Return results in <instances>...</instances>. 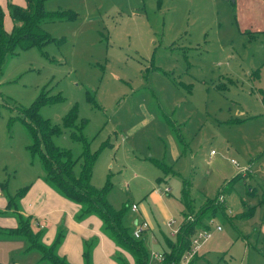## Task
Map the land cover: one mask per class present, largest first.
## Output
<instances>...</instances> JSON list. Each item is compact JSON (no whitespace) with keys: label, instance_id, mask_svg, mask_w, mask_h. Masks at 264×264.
Masks as SVG:
<instances>
[{"label":"rangeland","instance_id":"374dc122","mask_svg":"<svg viewBox=\"0 0 264 264\" xmlns=\"http://www.w3.org/2000/svg\"><path fill=\"white\" fill-rule=\"evenodd\" d=\"M9 2L25 0H0L11 29ZM46 8L66 15L44 23L54 39L20 50L0 78L3 224H18L4 212L8 194L44 174L28 148L26 109L46 87L63 96L40 108L63 128L54 143L74 157L83 151L63 126L77 107L91 149L99 150L93 184L111 182L116 208L139 203L136 212L128 208L131 227L148 219V209L155 225L145 233L150 251L161 248L162 232L177 237L166 224L170 216L179 224L223 194V206L201 219L213 235L200 250L205 258L192 264H264V0H47ZM107 140L113 144L104 146ZM185 177L196 207L182 214ZM157 186L170 187L161 200L152 194ZM82 223L101 227L94 214ZM100 242L101 264H110L116 251L109 240ZM27 245L23 238L0 239V264H47Z\"/></svg>","mask_w":264,"mask_h":264},{"label":"trees","instance_id":"16d2710c","mask_svg":"<svg viewBox=\"0 0 264 264\" xmlns=\"http://www.w3.org/2000/svg\"><path fill=\"white\" fill-rule=\"evenodd\" d=\"M25 4L9 2V9L14 20L11 29L5 26V10L0 7V78L3 75L10 58L20 50L32 46H44L54 37L46 31L44 23L51 19L66 16L62 11H53L46 8L47 0H25ZM49 89L44 88L33 104L26 110L31 116L26 121L32 141L28 145L32 155L39 156L44 168L43 178L52 185L58 192L69 199L80 204L75 218L80 221L90 215H97L102 220V231L107 234L118 246L114 259L118 264H150V251L146 246L145 235L135 237L134 228L126 222L128 208L131 205L125 204L116 208L109 200L111 182L103 187H98L92 182L94 164L98 157L99 150H92L89 139L84 135L83 128L87 119L80 118L78 108L73 107L63 118V126L72 129V136L83 143V151L78 157H74L71 150L62 148L54 143L53 136L63 132L59 125H53L50 119L40 114V108L46 103L61 100V94L49 95ZM180 138L182 133L174 121L169 117ZM107 140L105 145H112ZM80 162V163H79ZM80 164L78 171L77 166ZM166 170L169 167L160 162ZM183 200L187 212L194 213V199L192 196V183L189 178L183 179ZM232 183H226L225 190L232 188ZM30 185H25L16 194H8V203L5 213L14 215L17 218L16 226H1L0 239L23 238L27 241V250L39 252L41 261L47 264H73L65 256L59 253V247L64 241L66 231L60 229L51 243L44 241L46 227L37 222L32 214H26L21 206V199ZM220 198L210 199L199 210L196 216L189 214L192 218L182 221L177 238L174 240L164 236L166 243L165 260L157 264H182L181 258L191 244V238L199 227H210L201 224V219L207 215L209 210H217L222 207ZM97 237L85 240L83 257L85 264H95L93 252L98 244ZM129 252L134 257L131 263L125 254ZM200 255V253L198 254ZM198 255L194 258L196 259ZM193 259V260H194ZM193 262V261H192ZM189 263V264H192Z\"/></svg>","mask_w":264,"mask_h":264},{"label":"crops","instance_id":"0c3cea01","mask_svg":"<svg viewBox=\"0 0 264 264\" xmlns=\"http://www.w3.org/2000/svg\"><path fill=\"white\" fill-rule=\"evenodd\" d=\"M21 4H25V3H21ZM179 131H180V129H179ZM180 139H182V138H180ZM172 171H173V173H175L174 170H172ZM29 185L30 186L27 189L28 191H26L25 195L22 198V203L25 204V205H23L24 206V209H23L24 212L26 214L34 215L37 218V222H39L41 225H44L46 227V233L44 235V241L47 243H51L54 240L57 232L60 229H64L66 231L64 225H66V224L68 225L69 229L66 231L64 241L62 242V244L59 247V253L61 255L65 256L70 262H72L73 264H85L84 257H83L84 242L86 239L94 237V234H96V233H99L101 235L102 243L105 244V240H109L111 242V246H113V249L115 251H117L118 246L116 245V243L108 235H106L102 231V220L99 216L98 217L100 218V221H101L100 229H94V230L90 229V228L86 227L85 224L82 223V220L78 221L75 218V215L80 208V204L69 199L68 197L64 196L60 192H58L52 185H50L48 182H46L42 176L33 178V180L31 181V183ZM183 186H184V183H183ZM163 193L164 192H158L155 189L152 191V194L160 200L163 197ZM1 195H3L2 191H0V196ZM182 200H183V189H182ZM7 203L8 202L5 199L4 200V206L7 207ZM221 203H223V201ZM183 204H184V208L181 210L182 214L187 210V207H186L184 200H183ZM194 207H196L195 204H194ZM201 207H199V208H201ZM132 211L136 212L134 210H132ZM144 215L148 219H150L149 222H151L150 227L148 229H151L152 231L155 230L154 222H153L147 208L144 209ZM90 216H92V215H90ZM171 217L172 216H170L169 218H171ZM8 219H10V218H8ZM136 221H137V219L134 220V226L136 224ZM181 222H182V220L180 221V223ZM3 223H6V221L2 222L0 220L1 226H16L17 225V223L14 219H12V221L9 220V222H7V224H3ZM82 224H83V226H82ZM81 226L83 227V230L80 231L76 235V237L74 235V237L76 239L71 241L74 238L72 233H75L73 231V229H75L77 227H81ZM159 229L161 230V232L163 231L160 226H159ZM145 233H144L145 240L147 241V237H146ZM162 233H163V236H161V240H158V241H159V244L161 246V248L159 250L164 251L166 248L164 236L165 235L168 236V235L164 232H162ZM174 236H177V235H174ZM171 238L175 240L177 237L171 236ZM99 242L96 245L94 252H93V259H94L95 264H101L102 259H103L99 256V246H98ZM102 243L100 242V245H102ZM146 246H147V242H146ZM148 250L150 251L149 248H148ZM152 250H158V249H152ZM125 254L127 255L129 261L131 263H134V257L127 251H125ZM197 258H205V256L201 255V253H200V255H198ZM198 260L194 259V262H197ZM109 261L111 262L110 264H118L117 261L114 259L113 255L111 256V258L109 257ZM157 263H158L157 261L152 260L150 258V264H157Z\"/></svg>","mask_w":264,"mask_h":264},{"label":"built area","instance_id":"2783aa9c","mask_svg":"<svg viewBox=\"0 0 264 264\" xmlns=\"http://www.w3.org/2000/svg\"><path fill=\"white\" fill-rule=\"evenodd\" d=\"M158 192H168L170 190V187H163V186H157L155 188ZM220 200L224 199L223 194L220 195ZM131 209L134 211L139 210V203L133 202L131 205ZM190 218H192L190 216ZM182 223V222H181ZM181 223L177 224L176 218H169L167 220V225L171 228V234L177 235ZM150 227V222L148 219H137L136 224L134 226L133 234L135 237L139 238L144 235L146 230ZM217 230H221V225H216ZM213 235L212 228L211 227H199L193 234L191 238V244L184 252L181 263L182 264H189L193 261V259L200 253V250L203 248L204 244L208 241L209 238H211ZM150 258L152 260L157 261L158 263H161L165 260V252L162 250H152L150 252Z\"/></svg>","mask_w":264,"mask_h":264}]
</instances>
